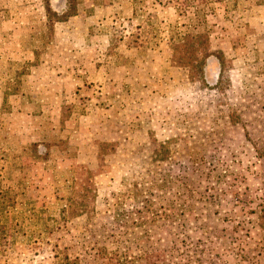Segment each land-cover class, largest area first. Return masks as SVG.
<instances>
[{
    "label": "rangeland",
    "instance_id": "rangeland-1",
    "mask_svg": "<svg viewBox=\"0 0 264 264\" xmlns=\"http://www.w3.org/2000/svg\"><path fill=\"white\" fill-rule=\"evenodd\" d=\"M185 1L0 0V264H264V0Z\"/></svg>",
    "mask_w": 264,
    "mask_h": 264
},
{
    "label": "trees",
    "instance_id": "trees-1",
    "mask_svg": "<svg viewBox=\"0 0 264 264\" xmlns=\"http://www.w3.org/2000/svg\"><path fill=\"white\" fill-rule=\"evenodd\" d=\"M183 2L185 4H188L186 3L185 0H183ZM184 3L182 4V6H185ZM200 22H196L195 26L192 27L193 30L194 29H197V30L191 31L192 33H187L183 37H180V38L178 37L177 50H176V46L174 47V50L177 53L178 63L181 64V66L187 68L188 70L197 69L198 65L201 63V60H199V57L196 55V50H200V49H197V46L203 43L200 41L201 37L203 38V36L200 35V33L198 32V29H200L199 28L200 26H204V23L203 21H200ZM201 50L198 51L199 54L201 53ZM191 72H194V70H191ZM190 75H195V74H190ZM257 152H259L261 156H264V149L259 150ZM259 214L260 215L257 217L259 220L258 227H259V231L262 234V241H264V204L260 206ZM65 264H68V261L66 262V259H65Z\"/></svg>",
    "mask_w": 264,
    "mask_h": 264
}]
</instances>
